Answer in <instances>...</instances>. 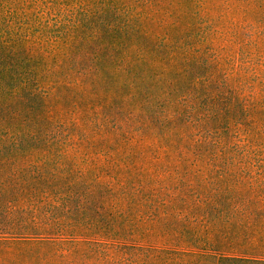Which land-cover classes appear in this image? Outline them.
I'll return each instance as SVG.
<instances>
[{
    "label": "trees",
    "instance_id": "trees-1",
    "mask_svg": "<svg viewBox=\"0 0 264 264\" xmlns=\"http://www.w3.org/2000/svg\"><path fill=\"white\" fill-rule=\"evenodd\" d=\"M0 264H264V0H0Z\"/></svg>",
    "mask_w": 264,
    "mask_h": 264
}]
</instances>
